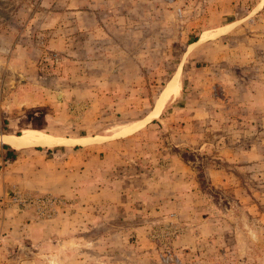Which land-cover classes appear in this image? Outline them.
<instances>
[{
	"label": "rangeland",
	"instance_id": "rangeland-1",
	"mask_svg": "<svg viewBox=\"0 0 264 264\" xmlns=\"http://www.w3.org/2000/svg\"><path fill=\"white\" fill-rule=\"evenodd\" d=\"M92 2L96 38L107 45L92 53L112 57L101 88L124 95L121 108L92 98L97 117L89 133L106 136H12L54 138L55 146L103 142L91 183L92 201L104 202L84 212L72 195L6 191L0 264H264V0ZM55 4L0 0V69L6 36ZM54 56L46 66L52 71L59 68ZM98 65H86L88 83ZM121 65H133L138 77L131 96L124 94L130 83L111 72ZM174 78L178 92L157 112ZM133 118L127 132H115ZM10 206L42 226L43 238L33 237L36 230L16 239L6 231Z\"/></svg>",
	"mask_w": 264,
	"mask_h": 264
},
{
	"label": "crops",
	"instance_id": "crops-1",
	"mask_svg": "<svg viewBox=\"0 0 264 264\" xmlns=\"http://www.w3.org/2000/svg\"><path fill=\"white\" fill-rule=\"evenodd\" d=\"M74 1L56 0L55 6L42 16L31 18L32 22L37 20L33 26L31 21L26 22L22 28L6 36L0 69V134L37 130L70 141L106 136L97 131L89 133L95 126L92 124L96 123H92V116L97 117L91 108L92 98L105 101L98 106L121 108L123 90L117 92L114 88V92L107 93L101 88L102 82H106V64L112 63V57L92 53L95 49L107 48L106 43L95 35L98 11L92 5L93 0H84L88 3L85 9H76ZM117 44L123 50L121 44ZM53 53L59 59V68L53 67L54 71L46 67L51 64L48 56ZM92 61L99 64L94 69L98 78L88 83L90 72H87L86 65ZM133 68V65L129 68L121 65L111 70L119 75L121 84L130 83L127 88L130 94L125 92L126 96L136 90L132 82L138 77ZM118 109L113 108L115 112L120 111ZM130 114L133 117L132 112ZM138 120L133 118L125 124L130 127ZM125 124L115 128V132H120ZM65 145L18 149L0 142V195L11 189L52 192L78 198L84 212L95 209L104 201L100 198L98 202L92 201V171L102 163L101 157L107 146L103 142ZM103 191L99 187L95 192L101 194ZM29 219L26 211L10 206L6 209L4 228L15 239L23 238L28 230H36L33 237L43 238V233L38 231H42V226L29 223Z\"/></svg>",
	"mask_w": 264,
	"mask_h": 264
},
{
	"label": "bare ground",
	"instance_id": "bare-ground-1",
	"mask_svg": "<svg viewBox=\"0 0 264 264\" xmlns=\"http://www.w3.org/2000/svg\"><path fill=\"white\" fill-rule=\"evenodd\" d=\"M178 85L179 84H177L175 78L167 84V86H166V88L162 94L161 100L159 101V103L157 105V109H156L157 112L161 111V109L165 103V100H167L168 98H170L171 96L175 95L178 92V89H179ZM128 129H129V126L125 129L124 128L121 129L120 132H118V134L119 135L123 134V133L127 132ZM0 142L8 143L11 146L18 148V149H21V148H24V147L30 146V145L55 146L57 144H60L54 138L41 137L39 135L31 136V134H26L23 136H12V135H8V134L0 135ZM75 142H78V141H75Z\"/></svg>",
	"mask_w": 264,
	"mask_h": 264
},
{
	"label": "built area",
	"instance_id": "built-area-1",
	"mask_svg": "<svg viewBox=\"0 0 264 264\" xmlns=\"http://www.w3.org/2000/svg\"><path fill=\"white\" fill-rule=\"evenodd\" d=\"M57 60H58V59H57V57H55V56L52 58V61H57Z\"/></svg>",
	"mask_w": 264,
	"mask_h": 264
}]
</instances>
